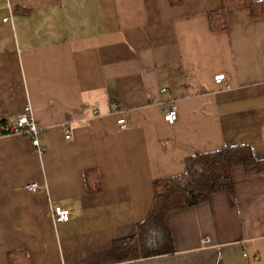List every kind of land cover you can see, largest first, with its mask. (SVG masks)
<instances>
[{
  "label": "crops",
  "instance_id": "0c3cea01",
  "mask_svg": "<svg viewBox=\"0 0 264 264\" xmlns=\"http://www.w3.org/2000/svg\"><path fill=\"white\" fill-rule=\"evenodd\" d=\"M221 7L0 0V264L16 249L31 264H264V17L228 8L213 31L208 13ZM25 105L39 147L2 130ZM235 144L252 148L259 172L235 166L232 192L171 212L173 254L116 261L113 242L146 217L155 179ZM55 204L67 221L52 217Z\"/></svg>",
  "mask_w": 264,
  "mask_h": 264
},
{
  "label": "trees",
  "instance_id": "16d2710c",
  "mask_svg": "<svg viewBox=\"0 0 264 264\" xmlns=\"http://www.w3.org/2000/svg\"><path fill=\"white\" fill-rule=\"evenodd\" d=\"M170 2L179 4L181 0ZM221 2V8L208 13L209 27L213 31L225 28L224 16L228 8L246 4L253 18L264 17V0ZM235 166H241L247 174H253L261 170L262 160L255 157L248 144L226 145L218 150L198 152L186 159L185 172L182 174L155 179L154 197L148 214L136 225L133 235L113 242L116 261L127 262L173 254L175 247L170 224L171 212L206 202L216 192H232V169ZM94 173L92 185L97 190L99 180L97 173ZM6 259L7 264H31L24 249L8 251Z\"/></svg>",
  "mask_w": 264,
  "mask_h": 264
},
{
  "label": "built area",
  "instance_id": "2783aa9c",
  "mask_svg": "<svg viewBox=\"0 0 264 264\" xmlns=\"http://www.w3.org/2000/svg\"><path fill=\"white\" fill-rule=\"evenodd\" d=\"M213 81L215 84H224L226 81V77L224 73H219L214 75ZM165 89L163 88L162 91ZM110 106L114 109L117 108V104L112 102ZM177 110L174 106L167 104L163 111V120L169 124L175 122L177 120ZM120 127H124L126 125L125 117L118 119L117 121ZM2 130L5 133H19L23 134L30 138L31 144L35 147H39V137L41 135V128H39L36 124V121L32 115L31 107L29 105H25L23 112L17 115L16 119L13 123L9 125H3ZM64 137L69 138L70 133L69 130H65ZM28 190H38L40 186L37 183H29L26 186ZM50 212L52 217L56 221H67L69 219V210L63 208L62 206L55 204L50 208ZM209 239L202 238L203 243H207Z\"/></svg>",
  "mask_w": 264,
  "mask_h": 264
}]
</instances>
